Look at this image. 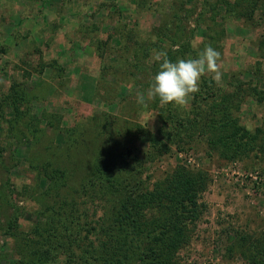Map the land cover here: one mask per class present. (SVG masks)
Here are the masks:
<instances>
[{
    "label": "rangeland",
    "instance_id": "374dc122",
    "mask_svg": "<svg viewBox=\"0 0 264 264\" xmlns=\"http://www.w3.org/2000/svg\"><path fill=\"white\" fill-rule=\"evenodd\" d=\"M165 87L182 118L200 111L168 137ZM230 107L253 139L226 156L205 126ZM94 114L108 117L102 136ZM29 122L36 138L19 133ZM134 124L165 148L142 164L141 187L179 167L205 174L177 264H264V0H0L1 264H73L102 239L85 165Z\"/></svg>",
    "mask_w": 264,
    "mask_h": 264
},
{
    "label": "trees",
    "instance_id": "16d2710c",
    "mask_svg": "<svg viewBox=\"0 0 264 264\" xmlns=\"http://www.w3.org/2000/svg\"><path fill=\"white\" fill-rule=\"evenodd\" d=\"M220 3L213 6L214 10ZM181 47L185 51L191 49L189 42ZM181 52L179 49L175 52L167 50L166 55L174 61ZM199 86L208 87L209 83L202 80ZM250 91V95L255 96L258 102L262 100L255 88ZM162 97L159 114L164 113V118L171 124L170 132L165 131V136H170L176 129V133L186 131V124H195V118L200 114L198 109L195 108L191 113L192 117L186 115L182 118L178 107L174 106V96L168 87H165ZM92 121L96 129H100V136L110 126L107 115L101 117L94 114ZM13 127L11 124L8 127L11 139H17L22 144L21 138L13 132L17 129ZM205 127L216 133L211 145L222 149L226 156L247 153L251 148L253 137H250L244 126L238 124L231 107L223 109L221 118L211 120ZM24 129L19 132L22 137L31 135V138H36L37 129L33 122H29ZM158 132L164 134L163 130ZM114 135H105L103 145L93 152L85 165V176L89 182L87 186L91 184L97 187L93 195L99 194L97 197L104 207L98 224L102 239H97L96 243L91 241L77 256L73 253V264H177L176 253L188 241L187 224L199 217L197 195L202 190L205 174L179 167L163 181L154 183L151 189L143 188L138 179L140 168L148 158L165 150L162 141L138 124L125 130L123 128L122 133ZM137 138L144 139L145 144L129 147L127 143L133 144ZM10 195L3 196L5 204L9 202ZM153 209H157L156 216L147 214ZM17 221L18 217L13 215L7 221L8 226L11 228ZM2 260L3 255L0 253V264Z\"/></svg>",
    "mask_w": 264,
    "mask_h": 264
}]
</instances>
